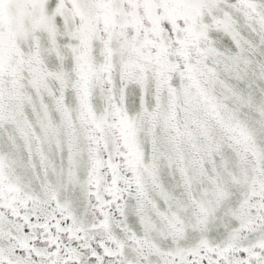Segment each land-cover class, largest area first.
Instances as JSON below:
<instances>
[{
	"label": "snow or ice",
	"instance_id": "snow-or-ice-1",
	"mask_svg": "<svg viewBox=\"0 0 264 264\" xmlns=\"http://www.w3.org/2000/svg\"><path fill=\"white\" fill-rule=\"evenodd\" d=\"M0 264H264V0H0Z\"/></svg>",
	"mask_w": 264,
	"mask_h": 264
}]
</instances>
